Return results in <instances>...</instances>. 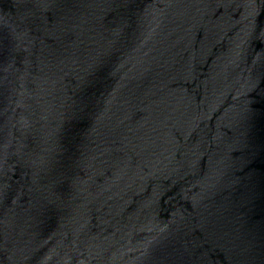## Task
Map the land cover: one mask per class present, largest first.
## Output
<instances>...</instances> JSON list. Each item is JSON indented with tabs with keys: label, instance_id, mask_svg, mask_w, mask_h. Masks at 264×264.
<instances>
[{
	"label": "water",
	"instance_id": "water-1",
	"mask_svg": "<svg viewBox=\"0 0 264 264\" xmlns=\"http://www.w3.org/2000/svg\"><path fill=\"white\" fill-rule=\"evenodd\" d=\"M0 264H264V0H0Z\"/></svg>",
	"mask_w": 264,
	"mask_h": 264
}]
</instances>
